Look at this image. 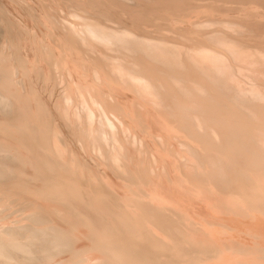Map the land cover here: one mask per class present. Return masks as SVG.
<instances>
[{"label":"bare ground","instance_id":"obj_1","mask_svg":"<svg viewBox=\"0 0 264 264\" xmlns=\"http://www.w3.org/2000/svg\"><path fill=\"white\" fill-rule=\"evenodd\" d=\"M36 1L20 6L40 36L22 33L0 1V220L15 206L29 220L1 225L0 264L67 255L75 264H264V144L252 136L264 123V82L245 73L264 61V0H64L86 10L73 11L80 40L77 21L65 32L52 16L63 0ZM179 25L185 38L202 37L179 42ZM46 37L56 42L48 49L38 43ZM29 39L45 46L32 76L17 47ZM101 44L132 63L95 58L93 69L81 53ZM58 71L86 99L71 90L51 107L36 81L55 84ZM71 104L84 106L74 111L85 124L68 132L56 119L68 124ZM192 105L216 110L209 120L214 108L196 115Z\"/></svg>","mask_w":264,"mask_h":264},{"label":"rangeland","instance_id":"obj_2","mask_svg":"<svg viewBox=\"0 0 264 264\" xmlns=\"http://www.w3.org/2000/svg\"><path fill=\"white\" fill-rule=\"evenodd\" d=\"M0 1H2L4 4L7 5L8 10H9V11H8L9 15H11V17H13V19L16 20V22H18V20H19L18 24L21 25V26H23V28H24V29H21V32H22V33H23L24 31L26 32V30H25V26H26L31 32H33L32 34L35 33V34H38V35L40 36V34H39L40 31H37V29H36V27H38V26H36V27L34 26V25H36L35 22L33 21L32 18H31L32 20L29 19L30 16L26 13V11H25V9H24V7H25L26 5H28V4H32L33 6H35V7L37 6V7L39 8V7H40V6H39V4H40L39 2L37 3L36 0H27V1H28L27 3H26V1H23L24 3L21 4V3H22V2H21L22 0H19V2H17V3H19V6H18V4L15 3L17 0H16V1H15V0H13V1H11V0H10V1H8V0H0ZM31 1H32V2H31ZM63 1H64V0H63ZM10 2H11V3H10ZM20 2H21V3H20ZM66 2H67V0H66ZM128 2H129V1H128ZM25 3H26V5H24ZM34 3H35V4H34ZM48 4H49V3H48ZM62 4H64V5L66 4V5H67V6H65L66 8H65ZM69 4H70V2H69ZM20 5H22V6H24V7L22 8V6H20ZM60 5H62V6H60ZM17 6H18V7H17ZM71 6H73V5L70 4L69 7H71ZM229 6H230L231 8L233 7V9H234V10L232 9V15H231V16H237V15L240 14L239 12H236L237 10L235 9V7L238 6L237 4H235V5H233V4H232V5H228V4L224 5V7H226V8H230ZM37 7H36V8H37ZM58 7H59V8H58ZM62 7H63V8H62ZM73 7H74V6H73ZM73 7H71V9H70V8L68 9V4L65 3V1H64L63 3H61V1H60V4H59L57 7L54 6V5L52 6V8L55 9V12L52 11V14L54 13L52 16H54V15L57 16V19L59 20V21L57 20V24L59 23L58 28L61 29L62 31H65V32L68 31V30H67L68 28L66 29L65 26H66V25L70 26V25H71V22H73L72 20L79 22V24L76 22L77 25H80V24L82 25V21L78 19L80 16H78L77 14L83 15V13H84L86 10H84L85 8L82 9V10H80L81 7H76V6H75V7L77 8V10H76V8H75V7L73 8ZM19 8H20V9H19ZM61 8H62V9L65 8V10H59V9H61ZM56 9H57V10H56ZM66 9L69 11V12H68V15L70 14L69 16L64 15L65 13L67 14ZM75 10L77 11V12H76L77 14H76L75 12H73V11H75ZM78 10H80V11L78 12ZM235 10H236V11H235ZM10 12H11V13H10ZM71 12H72V14H71ZM233 12H234V13H233ZM74 13H75V14H74ZM16 14H17V15H16ZM26 14H27L28 16H27ZM216 14H217V13H213V15H216ZM12 15H13V16H12ZM60 15H61V16H60ZM62 15H64V16H62ZM18 16H19V17H18ZM225 16H228V17H229V14H225ZM0 17H1V15H0ZM77 17H78V18H77ZM15 18H18V19H15ZM21 18H22V19H21ZM66 18H69L68 21H67ZM74 18H75L76 20H75ZM21 20H22L23 22H22ZM30 20H31V21H30ZM32 21H33V22H32ZM65 21H67V22L65 23ZM20 22H22V23H20ZM31 23H32V24H31ZM33 23H34V24H33ZM60 23H61V24L63 23V24L61 25ZM64 23H65V24H64ZM1 24H2V22L0 23V25H1ZM23 24H24V25H23ZM60 25H61L62 27H61ZM81 25L78 26L79 28H78V27H77V28H73V27H72L74 30H76V29L81 30V31H79V32L81 33L80 35H79V33H77V34L75 35L76 38L79 39V40H80V38H81V36H82V28H83V27H82ZM71 26H72V25H71ZM71 26H70V27H71ZM63 27H64L65 30H63ZM176 27H180V28H179V29L177 28V29H178V30H177V29H175ZM38 28H39V27H38ZM58 28H56V29L58 30ZM151 28H152V26L147 27V30H149V33H150V31H151V33H153L152 35H154V34H155V35H156V34H159V33H156V31L154 32V29H156V28H154V29H151ZM212 28H217V25H216V26H213ZM34 29H35V30H34ZM173 29H174V30H173ZM180 29H182V31L184 30L180 25H179V26H175L174 28L172 27V31H176V30H177L175 33L177 34V37H179V38L175 37L176 40L179 39V42H184L183 37L185 38V36L182 35V31H181ZM33 30H34V31H33ZM38 30H40V28H39ZM152 30H153V32H152ZM25 32H24V33H25ZM36 32H37V33H36ZM157 32H159V31L157 30ZM171 34H172V35H171ZM171 34L169 33V34H167V35H165V36L170 35V36H171V37L169 36L170 38L174 37L175 34H174L173 32H172ZM179 35H181L182 37L179 36ZM50 36H52V35H50ZM78 36H80V37L78 38ZM191 36H193V38H191ZM187 37H190V38L194 41V40H198V38L200 39L202 36H199L198 38H197V37L195 38L194 35L189 34L188 36H186L185 41H186V39H187V41L189 40ZM247 37H249V36H247ZM247 37H246V38H247ZM175 38H174V39H175ZM180 38H182L183 41H180V40H182V39H180ZM250 38H251V37H249L248 39H250ZM42 39H43V38H42ZM42 39H41V40H42ZM44 39H45V41H44V40L41 41V40L39 39L40 41L38 40L39 42H38V41H37V42L40 43L41 45H42L41 42H43V44H44L47 48H45V46L42 47V46H40V44L36 43V44H38V45L41 47V48L39 47L40 49H38V47H36V46H37L36 44L33 45V43L35 42V40H34V42H32L31 39H29V40H27V41H24V42L21 41L22 44H24L23 46L26 45V46H25L26 48L23 47V46L20 47L19 45L17 46L18 49H20V50L23 49L22 51H23L24 55H26V57L29 59V60L26 59V60H27V61H26L27 64H25V68H27V69H26V72H27V74H28L29 76L34 75V74L36 73V69L40 66V63H39L38 60H40V57H41L40 55H43V56L45 55V53L42 54V52H44L43 50L50 48L51 45L54 46L55 43H56V42L54 43L53 41L50 42L51 39L48 40L47 37L44 38ZM47 40H48V41H47ZM189 41H191V40H189ZM26 42H27V43H26ZM49 42H50V43H49ZM0 43H1V42H0ZM48 43H49L50 46H49V45H46V44H48ZM51 43H52V44H51ZM19 44H20V43H19ZM27 44H28V45H27ZM31 44H32V45H31ZM20 45H21V44H20ZM35 45H36V46H35ZM0 46H1V45H0ZM30 46H31V47H30ZM33 46H35L36 49H35V47L32 49ZM87 46H88V48L84 47V50H85V51L83 50L85 54H84V53H81L82 56H84V58L82 57V59H83V60L85 59V61H88V63L91 62L90 65L93 64V65L91 66L93 69H95L96 66H97V68H98V67L100 66L99 63H100V61H101V60H97V64H96V62H95L96 59H95V58H97V59H101V58H102V60H103L104 58L107 57V58H106V65L108 64V62H111V61H112V62H115V61L117 62V60H115V59H118L119 61H121L122 59L124 60V58H125L126 63H127V62L132 63V61H133V59H132V61H131V58H130V57H132V55H131V56H128V55H126V53H120V54H119V53H116V55L119 54V57H118V55H117V56H116V55L114 56V54L111 55L112 53H114V52H113L114 49H113V51H112V47H111V45H110V46H109V45H108V46L105 45V49H104V45H103V47H102V44H101V47H99L100 45H99V46H94L93 50H92V47H91L90 45H87ZM106 47H108L109 49L106 48ZM44 48H45V49H44ZM101 48H103V49H101ZM4 49H6V50H4L5 54H6V53L9 54L10 51H11V49H10V48L7 49V47L4 48ZM25 49H26V50H25ZM28 49H29V50H28ZM41 49H42V50H41ZM100 49H101V50H100ZM107 49H108V51H107ZM32 50H33V51H32ZM39 50H41L42 52H41V51L39 52ZM104 50L107 51L108 53L104 52ZM36 51L38 52L39 55H38L37 53H35ZM95 52H96L97 54H96ZM98 52H99V53H98ZM103 52H104V53H103ZM86 53H87V54H86ZM105 53H106V55L109 54L110 56H109V55H108V56H106V55H102V54H105ZM99 54H100V55H99ZM34 55H35V56H34ZM36 55H37V56H36ZM91 55H92L93 57H92ZM120 55H122V56L124 55L122 59L120 58V57H121ZM39 56H40V57H39ZM43 56H42V57H43ZM112 56H114V57H112ZM34 57H35V58L38 57V58H37L38 60L35 59ZM116 57H117V58H116ZM127 57H128V58H127ZM86 58H87V60H86ZM89 58H90V59H93V60L90 61V60H88ZM114 58H115V59H114ZM129 58H130V59H129ZM110 59H111V60H110ZM128 59H129V61H128ZM34 60H35V64H33ZM94 60H95V61H94ZM32 61H33V62H32ZM93 61H94V62H93ZM98 61H99V63H98ZM262 62H263V63H262ZM262 62H260L261 64H260L259 62H257V63L260 65L259 67H262V66L264 67V61H262ZM36 63H37V64L39 63L38 66H37ZM257 63L250 64L251 66H249V67H247V68L245 69V73H246V71H247V74H248V72L251 71V72H250V73L252 74V75L250 74L251 76H253L254 74L257 73V74L260 75V77H259V75H257V74L254 75V76L257 77V78L259 79V81L261 80V82H264V79H263L264 76H262V75H264V71H263L264 68H263V67L261 68V70L263 69V70H262V73H263V74L261 75V73H258V72L256 71V70L258 69V67H257L258 64H257ZM29 64H33V65H32V66H34L33 69H32L31 66H30V68H28V67H29V66H28ZM94 64H95V65H94ZM256 64H257V65H256ZM26 65H27V66H26ZM252 65L254 66V69H253ZM36 66H37V67H36ZM255 68H256V69H255ZM49 69L51 70V67H50ZM49 69L47 68V70H49ZM247 69H248V70H247ZM27 70H29L30 72L27 71ZM31 70H32L33 72H32ZM95 70H96V69H95ZM95 70H94V71H95ZM252 70H253L254 72H253ZM258 70H259V72L261 71L260 68H259ZM31 72H32V73H31ZM252 72H253L254 74H253ZM56 73H57V74L59 73V74H58V77H59V76H60V77L62 76V77H61V79L59 78L60 81H59V79H58V77H57V79H56V81H55V84H54L53 81L55 80L56 77H55V78L53 77L54 79L51 77V79H53V81H51V79L48 80V77H47V79L44 80L45 82L42 80L44 83H43L41 80L36 81V84H37V85H38V83L40 82L39 85H38V88H39V89L41 88V90H40V92H41V93H40L41 96H42V97L48 102V104H49L51 107L55 104V103H54L55 100H56L55 102L59 101L58 98H59L61 95H63L62 93H64V96H62V97H65V95H66L67 93H70L69 91L72 90V91H74V93H75V91H76L77 89H79L78 86H75V85H74L75 90H73V88H72L71 90H69V87H68L69 85H67L68 82H67V80H66L65 78L69 79L70 81H71V79H70L69 77H64V75L62 74V71H58V72H56ZM60 73H61L62 75H60ZM30 74H31V75H30ZM57 74H56V75H57ZM83 74H85V73L83 72ZM18 76H19V74H17V75L15 74V80H16L17 82H18V80H21L20 77H19V79L17 80ZM245 76H246V75H245ZM245 76H244V75L242 76V74H241V75H240V77H241L240 79H241L242 81H245L244 79H247V78H243V79H242V77H245ZM254 76H253V77H254ZM255 77H254V78H255ZM261 77H263V78L261 79ZM62 78H63L64 80H62ZM258 79H257V80H258ZM69 80H68V81H69ZM248 80H249V79H248ZM248 80H246V81H248ZM262 80H263V81H262ZM57 81H58V83H57ZM61 81H62V83H61ZM255 81H256V78L254 79V83H255ZM259 81H258V82H259ZM65 82H66V83H65ZM261 82H260V83H261ZM52 83H53L54 85H53ZM42 84H43V85H42ZM59 84H61V85H66V87H65V86H64V87L61 86V88H59V87H60ZM68 84H69V83H68ZM40 85H41V86H40ZM44 85H45V86H44ZM46 85H47V87H46ZM48 85H49V86H48ZM58 85H59V86H58ZM20 86H21V85H19V88H20ZM22 86H23V85H22ZM42 86H43V90H44L45 92L47 91L46 95L44 94L45 92L42 90ZM67 87H68V88H67ZM27 88H28V87H27ZM50 88H51L52 90H51ZM56 88H58V89H56ZM65 88H67V89H65ZM70 88H71V87H70ZM23 89H24V88L21 87V90H22V91H24ZM55 89H56V90H55ZM61 89H63V92H62ZM53 90H54V91H53ZM58 90H60V91L58 92ZM64 90H66V92H65ZM25 91H26V90H25ZM72 91H71V93H72ZM42 92H44V93H42ZM77 92H81V90H77L76 93H77ZM85 92H86V91H85ZM23 93H24V92H23ZM52 93H53V94H52ZM57 93H59V95H58ZM76 93H75V94H76ZM86 93L88 94V96H89V95L91 96V93H92V92L89 93V91L87 90ZM48 94H49V95H48ZM51 94H52V95H51ZM60 94H61V95H60ZM77 94L79 95L78 98H79L80 100H82V98H83L84 96H82V94H80V93H77ZM87 94H86V95H87ZM44 95H45V96H44ZM80 95H81L82 97H81ZM57 96H59V97L57 98ZM76 96H77V95H76ZM48 97H49V98H48ZM62 97H60V98H62ZM142 97H143V96H142ZM47 98H48V99H47ZM55 98H57V99H55ZM49 99H50V100H49ZM62 99H63V98H62ZM84 99H86V97H84ZM84 99H83V100H84ZM140 99H141V98H140ZM48 100H49V101H48ZM80 100H79V101H80ZM83 100H82V101H83ZM141 100H142V99H141ZM79 101H78V102H79ZM80 102H81V101H80ZM50 103H51V104H50ZM71 103H72V102H71ZM52 104H53V105H52ZM86 104H87V103H86ZM72 106H73V105L71 104L70 109L73 110V111H70L69 120L67 119V123H68V124H66V122L63 121L62 118H61V119L59 118V116H60L59 114H58L59 116L57 115V119H56V122H57V123H65V124H64L65 126H66V125H69L68 128H67V126H66V129H67L66 131H68V132L71 131V127H72V126L74 127V126L76 125L77 122H78V123H77V125H76L75 127H78V128L83 127V125H82L83 121L81 120V124H80V120L78 119V116H77L78 114L76 113V111L79 110V111H78L79 113H83L82 111H84V110H83L84 106H83L82 104L80 105V107H82V109H81L80 107L78 108V107H75V106H74V107H75V108H74V107H72ZM94 106H95V105H93V108H92V106L90 107V108L92 109V110L90 109L91 112H92V111L95 112V111L98 110L97 108H96L97 110H94L95 107H96V106H95V107H94ZM194 106H195V105H194ZM194 106H193V105L191 106V108H192L191 110H193V111L198 107V105L195 106V107H194ZM72 108H73V109H72ZM210 108H211V107H210ZM210 108H205V110H201V109L199 110V109H198V110L201 111V112H198L197 110H195L194 112L196 113V115H198V114H200V113H201V114L203 113L202 115L205 116V115H207V114L209 113V110L207 111V109H210ZM212 108H214L213 111H212ZM212 108H211L210 111H212L213 114H211V112H210V114L207 115V116H208V117H207L208 119H209V117H210V119H212V116H211V115H214V112H215L214 110H216L215 107H212ZM53 109H54V111L57 113V110H55V109H56L55 106H54ZM74 109H75V110L77 109V110L74 111ZM193 111H192V112L190 111V114H191V113H194ZM196 111H197V112H196ZM203 111L206 112V113H204ZM93 112H92V113H93ZM207 112H208V113H207ZM72 113L75 114V117H74V116L72 117ZM197 113H198V114H197ZM74 114H73V115H74ZM76 114H77V115H76ZM201 114H200V115H201ZM82 115H83V114H82ZM209 115H210V116H209ZM76 116H77V117H76ZM71 117H72V118H75V120H74L75 122H73V120H72ZM113 117H114V116H113ZM41 119H42V120H41ZM43 119H44V118H42V117L40 118V121L38 122L40 125L45 124L47 118H45V121H44ZM86 119H87V118H86ZM210 119H209V120H210ZM42 121H43V123H42ZM254 121H255V120H253V122H254ZM258 121H259V120H258ZM260 121H261V119H260ZM71 122H72L73 124H72ZM38 123H37V124H38ZM70 123H71L72 125H71ZM74 124H75V125H74ZM83 124H85V123H83ZM256 124H258V126H255V127H254V132L252 133V136H253L254 138H256L255 140H257V141H255V143H258V144H259L258 146H260L261 144H262V145L264 144V134H263V133H264V130L261 129V128H264V126H262V125H264V123H262V121H261V122H256ZM64 125H63V126H64ZM79 125H80V126H79ZM81 125H82V126H81ZM70 126H71V127H70ZM73 127H72V128H73ZM73 129H74V128H73ZM75 129L78 130L77 128H75ZM69 130H70V131H69ZM78 131H79V130H78ZM132 131H133L134 133L136 132L135 129H132ZM257 131H258L259 133H258ZM130 132H131V131H130ZM260 132H261V133H260ZM134 133H132V134L134 135ZM135 134H137V133H135ZM258 134H259V135H258ZM256 135H257V136H256ZM123 137H124V141H125V143H127V141H128L127 138H126L125 136H123ZM260 139H261V140H260ZM262 140H263V141H262ZM71 142H72V144H70V147H72V146H76V147L78 148V146H79V149H80V150H83V149H82V145H81V141H75V140H72V139H71ZM75 142H76V143H75ZM78 144H79V145H78ZM260 147H261V146H260ZM108 149H109V148H108ZM96 153L99 154V157H100V152L97 151V150H95V151L93 152V155L95 156ZM96 156H98V155H96ZM100 158H101V157H100ZM101 159H102V158H101ZM109 197H110V196H109ZM105 198H106V200H105ZM111 198H112V197L108 198V197L106 196V197H104L103 201H104V200H105V201H107V200H108V201H111V200H112ZM7 201H8V202H11V201H12V198H8ZM1 208H3V207L0 205V210H1ZM10 209H11V211H10V210L7 211V213L10 212V214L7 216V218H5V219H3V220H0V227H1V225H2V226H7V225H9V224H16V222H17L18 224H21V223L24 224V223H28V222H29V220L27 219V215L25 214V212H24V211H21V210H18V206L12 207V208H10ZM2 210H4V208H3ZM2 210H1V211H2ZM21 212H22V213H21ZM122 212H123V210H122ZM123 213H125V212H123ZM18 214H19V215H18ZM15 215H16V216H15ZM122 215H123V214H122ZM18 216H19V217H18ZM22 216H23V217H22ZM13 218H14V219H13ZM21 218H22V219H21ZM9 219H10L11 223H10V221H8ZM13 220H14V221H13ZM19 220H20V221H19ZM4 221H5V223H4ZM1 222H2V223H1ZM8 223H9V224H8ZM4 224H5V225H4ZM177 225H182V224H177ZM178 227H180V226H178ZM183 227H184V226H183ZM183 227H182V228H183ZM26 236H28V237H26ZM25 238L29 239V238H30V235H29V234L25 235ZM54 259H55V260H54ZM54 259H53V261H52V260L48 261V264H56V259H57V260L60 259L59 261H60V262H63L62 264H71V263H72V264H75V262H76L75 259H73L72 257H69L68 255H67V256H63V257H61V258H60V257H56V258H54ZM50 262H51V263H50ZM67 262H68V263H67Z\"/></svg>","mask_w":264,"mask_h":264}]
</instances>
